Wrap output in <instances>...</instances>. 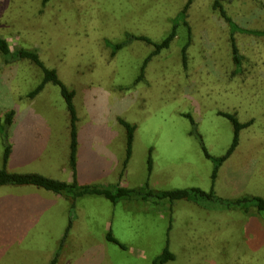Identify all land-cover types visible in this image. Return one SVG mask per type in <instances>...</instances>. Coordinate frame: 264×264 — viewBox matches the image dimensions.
I'll return each mask as SVG.
<instances>
[{
    "label": "rangeland",
    "instance_id": "374dc122",
    "mask_svg": "<svg viewBox=\"0 0 264 264\" xmlns=\"http://www.w3.org/2000/svg\"><path fill=\"white\" fill-rule=\"evenodd\" d=\"M213 1L193 0L182 15L188 0H0V36L13 51L37 50L75 92L77 127L87 128L80 139L78 130V174L88 184L264 198V36L235 33L243 56L236 71L230 28ZM224 7L240 26L264 30V0ZM175 21L177 36L145 64L155 47L128 37L159 43ZM108 42L126 44L112 56ZM44 77L31 61L7 62L0 53V169L66 181L71 113L61 87L50 81L27 96ZM222 112L253 123L213 180L206 151L223 157L234 138ZM119 118L136 126L125 168ZM70 202L32 185L0 186V264H51L67 229L57 264H154L167 245L175 257L166 264H264V212L253 206L87 195L72 210ZM109 231L125 248L107 239Z\"/></svg>",
    "mask_w": 264,
    "mask_h": 264
},
{
    "label": "trees",
    "instance_id": "16d2710c",
    "mask_svg": "<svg viewBox=\"0 0 264 264\" xmlns=\"http://www.w3.org/2000/svg\"><path fill=\"white\" fill-rule=\"evenodd\" d=\"M48 0H44L46 2ZM232 0H214V9L218 10L221 13V16L225 19L228 23L230 28V42L232 48V57L234 64L236 66V71H241L243 66V56L240 52V48L235 37V33L241 32L246 34H254L259 36H264V30H251L240 26L226 11L224 7L225 2H230ZM193 3V0H188L184 10L180 13L182 15H186L190 5ZM174 26L170 34H168L161 42L155 43L151 39L145 36H135L131 35L128 37V41L132 39H141L145 40L149 44H152L155 49L147 58L145 64L152 58L153 55L160 53V51L164 48H168L172 42V40L177 36V28L178 22H174ZM126 43L121 42L119 44H112L108 42V46H112V56L125 46ZM187 46L183 49V56H184V63L186 64L187 60ZM0 53L5 57L7 62H11L15 59H27L32 63L36 64L40 67L44 73L45 77L44 80L31 92L28 93V97L33 98L37 94H39L47 82H53L61 87V91L63 96L65 97L68 109L71 113V143H70V156H69V164L71 169L76 176V169H77V150H78V127L77 121L78 117L73 105V98L75 96V92L71 91L67 88V86L58 78L57 73L53 69H49L45 66L44 62L40 58V55L37 50L35 49H27L24 47H17L16 50H12L10 47L9 42L6 38L0 36ZM141 77L139 78V80ZM15 111H11L7 114L6 117V124L10 125L13 121ZM227 117L233 124L234 127V138L231 147L229 148L228 152L225 156L220 158L212 157L206 150V154L209 158L213 159L215 162V168L213 173V180L217 177L219 167L226 161V159L233 153L239 143L240 132L243 128L248 127L253 123V120L242 123L239 121L238 117L234 113H220ZM191 119V121L195 123L193 117L191 115H186ZM119 122L123 125L126 129V136H127V156L124 162V168L128 163V160L132 154V146L134 141V134L136 130V126L129 123L123 118H119ZM11 151L10 145L6 146L5 150V162H7L9 154ZM149 170H152V158L149 157ZM122 174V173H121ZM2 185H32L39 188H43L45 190L51 191L55 194L63 195L65 198L70 200L71 202V209L73 210L76 207V202L79 198L87 196V195H98L103 196L110 200L112 203H117L122 200L127 199H135V200H143V201H153L155 204H162L168 203L173 206L176 201L179 200H188L196 202L199 205H210L211 203H216L220 205V207L226 208H233V207H243V208H250L255 207L259 212H264V198L262 197H244L243 199H237L234 201L225 200L219 198L215 195L213 191L206 192L200 188L193 187V188H186V189H172V190H155L150 188L149 184H145L144 186L137 187V188H127L120 185H111V186H103L99 184H78V183H70L67 181H62L54 178L47 177L43 174L36 173V172H27V173H20V172H10L5 167L0 169V186ZM71 225V223H70ZM68 229L65 233V236L62 239V242L59 246L58 251L55 254V257L51 261V264H57L58 259L61 255V250L64 247V243L67 237ZM107 239L114 243L119 244L121 247L125 248V245L122 244L112 233L109 231L107 234ZM174 254L170 251L169 246L167 245L164 251L154 260V264H166L169 260L174 259Z\"/></svg>",
    "mask_w": 264,
    "mask_h": 264
},
{
    "label": "crops",
    "instance_id": "0c3cea01",
    "mask_svg": "<svg viewBox=\"0 0 264 264\" xmlns=\"http://www.w3.org/2000/svg\"><path fill=\"white\" fill-rule=\"evenodd\" d=\"M16 116H17V114H14V117H16ZM77 117H79V116H77ZM78 130H79V139H80V136L82 135V132H84L85 130H87V128L84 125H82V126H80V128ZM68 164H69V160H68ZM69 167H70V164H69ZM71 173H72V179L68 178L66 180L67 182H70V183H78V184H83V185H85L86 183L87 184L89 183V181L83 180L82 178L79 177V174H78V162H77L76 176L74 175V172H73L72 169H71ZM54 195L60 197L61 199H64V197L62 195L55 194V193H54Z\"/></svg>",
    "mask_w": 264,
    "mask_h": 264
}]
</instances>
